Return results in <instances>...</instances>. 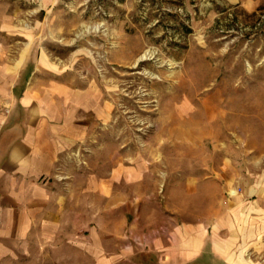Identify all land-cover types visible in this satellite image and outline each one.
Returning <instances> with one entry per match:
<instances>
[{
	"label": "rangeland",
	"instance_id": "374dc122",
	"mask_svg": "<svg viewBox=\"0 0 264 264\" xmlns=\"http://www.w3.org/2000/svg\"><path fill=\"white\" fill-rule=\"evenodd\" d=\"M40 55L54 72L39 76L89 86L101 116L67 166L91 188L90 220L104 184L129 251L189 224L236 264H264V0H0V122ZM78 220L0 239L14 251L1 242L0 264H94Z\"/></svg>",
	"mask_w": 264,
	"mask_h": 264
},
{
	"label": "crops",
	"instance_id": "0c3cea01",
	"mask_svg": "<svg viewBox=\"0 0 264 264\" xmlns=\"http://www.w3.org/2000/svg\"><path fill=\"white\" fill-rule=\"evenodd\" d=\"M43 69L53 75L54 67L43 55L38 60L29 57L19 67L11 83L13 103L0 122V211L5 215L2 222L6 221L0 239L21 240L27 231L49 225L54 237L63 234L62 229L79 233L78 219L83 217L87 225L82 236L93 240L87 256L94 264L235 263L221 254L216 240L199 225H182L179 235L169 228L163 235L151 236L149 247L129 251L120 222L122 195L106 193L104 184V193H97L98 213L90 220L91 188L76 185L67 166L72 162L69 151L89 146L92 122L101 116L91 111L89 86L41 78ZM124 213L129 218L135 211L129 208ZM1 245L4 255L14 253Z\"/></svg>",
	"mask_w": 264,
	"mask_h": 264
}]
</instances>
